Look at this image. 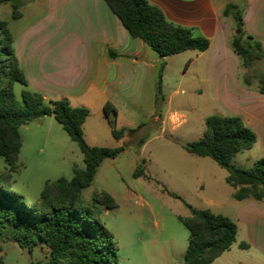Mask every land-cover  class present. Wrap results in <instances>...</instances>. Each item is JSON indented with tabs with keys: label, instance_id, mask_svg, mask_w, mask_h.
I'll list each match as a JSON object with an SVG mask.
<instances>
[{
	"label": "rangeland",
	"instance_id": "obj_1",
	"mask_svg": "<svg viewBox=\"0 0 264 264\" xmlns=\"http://www.w3.org/2000/svg\"><path fill=\"white\" fill-rule=\"evenodd\" d=\"M17 11L21 17L14 19L10 4L0 7V20L16 34L43 17L47 7L39 0H23ZM196 54L189 50L167 57L160 92L156 85L159 69L150 76L140 107L115 120L118 129L133 130L119 144L125 150L115 159H105L92 184L83 190L89 202L103 192L114 198L117 208L101 206L102 220L114 234L121 264H183L190 233L180 217L191 215L187 205L228 216L239 226L230 250L212 264H264V219L253 229L239 221L238 207L244 203L233 197L234 189L226 182L227 170L183 147L203 137L208 116L226 115L204 84L201 61L183 74ZM256 68L258 73L263 71L264 63L257 61ZM24 89L15 84L18 99ZM20 134L22 148L12 190L27 205L39 199L47 181L70 180L74 167L84 168L78 144L54 117L34 119L20 127ZM142 138L145 142L138 146ZM263 157L259 140L251 150L236 154L232 162L249 169ZM140 166L145 175L136 178L134 172ZM6 168L0 157V172ZM260 203L264 206V200ZM47 252L46 246L38 245L29 253L14 241H0L4 264H40L47 261Z\"/></svg>",
	"mask_w": 264,
	"mask_h": 264
},
{
	"label": "trees",
	"instance_id": "obj_2",
	"mask_svg": "<svg viewBox=\"0 0 264 264\" xmlns=\"http://www.w3.org/2000/svg\"><path fill=\"white\" fill-rule=\"evenodd\" d=\"M134 39H141L161 58L189 50L203 52L209 39L194 28L168 20L163 11L148 0H104ZM10 4L13 18L19 19L20 5L0 0V7ZM223 15L234 21L235 32L231 48L244 68L264 59L262 44L243 29L244 9L235 3L226 5ZM165 63L158 70L157 91H161ZM26 89L18 99L15 84ZM259 91L264 93V77L258 79ZM28 80L20 66L14 47V37L8 23L0 20V157L7 168L0 172V241H14L29 253L38 245L48 248L47 261L40 264H121L119 246L114 234L102 220V208H117L114 198L97 193L89 202L83 196L105 159H115L124 146L98 147L90 145L83 124L90 114L85 107H73L65 99L47 101L40 93L27 89ZM105 114L116 140H122L132 129L115 126L118 110L110 102L104 106ZM52 116L62 125L83 156L84 168L74 167L72 179L47 181L39 199L27 205L24 197L12 190L13 172L18 169L22 148L20 127L34 119ZM202 138L184 144L191 155L208 157L227 170L226 182L235 193L236 200H264V157L252 167L244 169L232 162L236 154L249 151L257 142V135L243 119L234 115H210L205 120ZM145 139L138 141L143 145ZM145 175L137 167L134 177ZM189 217H180L188 229L189 243L183 264H212L236 241L238 225L230 217L210 209H195ZM245 247V245H241ZM0 264L4 260L0 257Z\"/></svg>",
	"mask_w": 264,
	"mask_h": 264
},
{
	"label": "crops",
	"instance_id": "obj_3",
	"mask_svg": "<svg viewBox=\"0 0 264 264\" xmlns=\"http://www.w3.org/2000/svg\"><path fill=\"white\" fill-rule=\"evenodd\" d=\"M148 1L171 22L194 28L209 39L207 50H192L197 54L183 74L201 61L203 81L215 104L226 115L241 117L264 149V93L257 79L264 77V69L258 73L256 62L242 67L230 45L234 21L223 15L229 3L242 6L244 31L264 48V0ZM39 2L47 7L43 17L17 34L10 28L27 89L47 101L65 99L73 107L88 108L90 114L83 124L86 141L98 147L120 146L125 138H114L105 104L110 102L118 110L116 120L132 115L144 99L150 76L162 62L167 66V57L152 54L141 39L132 38L104 0ZM238 201L244 203L238 207L239 221L253 229L264 219L263 200Z\"/></svg>",
	"mask_w": 264,
	"mask_h": 264
},
{
	"label": "water",
	"instance_id": "obj_4",
	"mask_svg": "<svg viewBox=\"0 0 264 264\" xmlns=\"http://www.w3.org/2000/svg\"><path fill=\"white\" fill-rule=\"evenodd\" d=\"M23 0H10V3L13 5H20Z\"/></svg>",
	"mask_w": 264,
	"mask_h": 264
}]
</instances>
